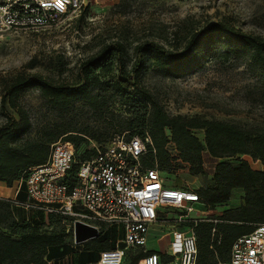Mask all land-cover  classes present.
<instances>
[{"label": "trees", "instance_id": "16d2710c", "mask_svg": "<svg viewBox=\"0 0 264 264\" xmlns=\"http://www.w3.org/2000/svg\"><path fill=\"white\" fill-rule=\"evenodd\" d=\"M124 51V46L119 43L102 48L95 57L81 62L78 80L72 84L27 73L4 80L0 106L6 120L0 126V182L11 187L14 182L24 179L30 167L46 161L50 144L68 132H48L36 140L25 139L31 121L27 111L18 104L20 94L27 89H37L50 107L58 111H65L80 102L103 114V119L109 114L105 118L108 126L104 128L103 137L110 130L116 133L119 127L120 131L128 133V138L148 136L150 143L142 157L143 164L148 167L156 162L161 172L170 174L176 169L175 160L179 159L194 167L192 173H199L204 153L216 161L213 184L195 190L203 207L224 206L232 190L237 188L243 191L242 203L224 210L220 216L210 215L196 221L198 256L195 264H227L235 239L249 233L253 224L264 223V171L253 169L244 159L232 165L227 158L248 155L264 165V131L255 132L214 119L169 116L142 86L141 78L148 67L162 76L180 78L201 70L209 55L220 52L224 61L233 59L245 63L264 89V36L247 34L228 21H217L194 31L181 51L166 49L155 42L137 44L133 48L134 62L129 69ZM115 101L124 106L121 119L114 110H109ZM193 130L203 131V142ZM59 140L69 141L75 147L85 141L81 136L70 135ZM169 144L177 152L175 157L168 150ZM88 153L92 152L82 154L80 159ZM77 168L74 164L69 171L66 182L69 188L75 182ZM23 186L21 182L17 200ZM5 202L0 201V209L5 208L0 212V264H47L52 258L70 252L72 248L61 234L42 230L38 218L15 217L11 212L13 205L8 210ZM213 218L220 221L214 224L207 220ZM214 225L221 235L218 243H211ZM112 247L113 244L105 239L91 240L84 246L80 260L95 263L100 251ZM140 257V251L129 252L127 264H137Z\"/></svg>", "mask_w": 264, "mask_h": 264}, {"label": "rangeland", "instance_id": "374dc122", "mask_svg": "<svg viewBox=\"0 0 264 264\" xmlns=\"http://www.w3.org/2000/svg\"><path fill=\"white\" fill-rule=\"evenodd\" d=\"M80 2L79 11L61 16L45 28L0 37V99L4 80L19 73L38 74L54 82L72 84L78 80L81 62L95 57L102 48H111L117 43L124 46L126 67L129 69L134 62L133 48L137 44L155 42L166 49L181 51L194 31L217 21H228L253 36H264V0ZM141 84L169 116L214 119L255 132L264 131V89L250 74L245 63L233 59L224 61L220 52L209 55L201 70L180 78L162 76L152 67H148L141 78ZM18 104L27 111L31 121V129L24 136L25 139L36 140L48 132L58 134L64 130L68 132L63 136L84 138L85 141L74 147L75 160L91 150L93 144H104L116 134L128 135L126 131H120L119 127L116 133L110 130L103 137L104 128L108 126V119H105L109 117L108 113L103 119V114L80 102L72 104L65 111H58L50 107L34 88L20 94ZM123 108L121 102L115 101L109 110H114V114L121 119ZM10 112L16 117L14 111ZM5 120L0 106V126ZM193 134L203 142L202 130H193ZM168 150L172 156L177 155L172 144L168 145ZM241 159L247 160L253 169L264 171V165L248 155L227 158L232 165H237ZM174 163L176 169L173 172H162L170 185L197 190L213 184L216 161L205 153L202 171L199 173H192L194 167L179 159ZM17 184L18 182H14L12 185L11 196ZM238 192L243 191L240 189ZM235 194H232L230 203L224 206L210 208L193 205V210L187 215L194 219L210 215L220 216L227 208H235L242 203L240 194ZM18 199L26 200L24 186ZM11 206L7 204L8 210ZM12 209L15 217H29L33 220L38 218L42 230L61 234L65 242L72 243L70 234L67 233V217L35 209L27 211L17 206H12ZM4 210L2 207L0 212ZM181 211L186 213L184 208H168L164 216L172 219ZM170 226L172 227L170 221L165 224L164 230L160 225L154 226L152 237L147 243L148 248H164L169 240L166 233ZM101 230L103 234L100 238L110 243L123 238L122 226L101 225ZM159 233H163L164 239L157 243ZM127 263L128 258L123 264Z\"/></svg>", "mask_w": 264, "mask_h": 264}, {"label": "built area", "instance_id": "2783aa9c", "mask_svg": "<svg viewBox=\"0 0 264 264\" xmlns=\"http://www.w3.org/2000/svg\"><path fill=\"white\" fill-rule=\"evenodd\" d=\"M80 8V0H0V37L45 28ZM149 143L148 136L116 134L104 144H93L87 151L92 153L84 159L75 160V146L58 140L50 144L46 161L30 167L18 181L11 205L67 217L72 246L100 238L101 225L122 226L123 238L113 242L111 249L100 251L95 264H123L132 251L141 252L137 264H195L198 242L194 225L201 219L187 214L193 205L202 203L195 190L170 185L156 162L152 167L143 164ZM74 164L78 168L69 188L66 182ZM21 182L26 200L16 199ZM168 208H184L186 213L166 218ZM207 220L214 224L220 221ZM169 221L172 227L167 230L165 247L148 248L152 228L160 225L164 230ZM77 224L89 228L92 234L77 241ZM162 235L159 233L157 243L164 239ZM220 237L214 225L211 243H218ZM227 264H264V223L253 224L249 233L235 239Z\"/></svg>", "mask_w": 264, "mask_h": 264}, {"label": "crops", "instance_id": "0c3cea01", "mask_svg": "<svg viewBox=\"0 0 264 264\" xmlns=\"http://www.w3.org/2000/svg\"><path fill=\"white\" fill-rule=\"evenodd\" d=\"M11 188H12V186L8 187L4 183L0 182V199L5 200L9 204H11V202L13 201V199L15 197L14 193L11 196V190H10ZM238 191H240V189H238V188L233 189L231 192L230 199H232L233 193H236L235 195L240 194V196L243 197V192L239 193ZM230 199L227 203H230V201H231ZM241 201H242V199H241ZM240 204L237 205V207L240 206ZM227 209H232V208H227ZM69 246L72 248L69 253H67L63 256L57 257V258H52L51 260H49L47 262V264H95L92 261H83V260L81 261L80 260V254H81L85 245L83 247H79V246H72V244L69 243Z\"/></svg>", "mask_w": 264, "mask_h": 264}, {"label": "water", "instance_id": "95a60500", "mask_svg": "<svg viewBox=\"0 0 264 264\" xmlns=\"http://www.w3.org/2000/svg\"><path fill=\"white\" fill-rule=\"evenodd\" d=\"M92 230H90L89 228L83 227L79 224H77L76 226V230H75V236H76V240L79 241L83 238L88 237L90 234H92Z\"/></svg>", "mask_w": 264, "mask_h": 264}]
</instances>
